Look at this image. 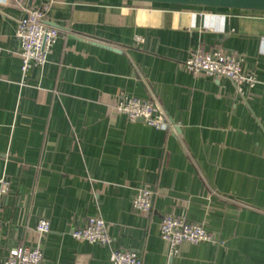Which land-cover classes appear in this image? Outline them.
I'll return each mask as SVG.
<instances>
[{"label":"crops","instance_id":"obj_1","mask_svg":"<svg viewBox=\"0 0 264 264\" xmlns=\"http://www.w3.org/2000/svg\"><path fill=\"white\" fill-rule=\"evenodd\" d=\"M43 6L60 34L22 77L15 21ZM199 49L240 55L257 84L238 94L193 74L184 62ZM151 95L170 129L113 109ZM0 179V264L25 244L40 246L42 264H111L114 249L142 264H264V11L0 0ZM138 189L154 193L149 212L131 208ZM181 212L211 240L169 258L161 218ZM97 216L110 245L71 237Z\"/></svg>","mask_w":264,"mask_h":264},{"label":"built area","instance_id":"obj_2","mask_svg":"<svg viewBox=\"0 0 264 264\" xmlns=\"http://www.w3.org/2000/svg\"><path fill=\"white\" fill-rule=\"evenodd\" d=\"M47 7H28L25 13L15 21L14 38L19 44L20 71L22 77L33 68L42 69L47 57L58 39L60 31L45 24ZM137 41H141L138 37ZM187 70L193 74L206 75L228 79L238 94L243 93V86L254 87L256 78L249 74L244 66L243 58L233 52L219 49L194 51L184 62ZM116 113L124 115L128 121H143L156 129H170L171 123L165 112L151 95L146 100L135 98H121L113 107ZM7 181L0 179V193L7 189ZM153 191L138 189L131 201V208L135 211L149 212L152 207ZM50 225L41 220L36 225V232L47 234ZM73 239L85 241L100 246L110 245L112 240L107 235L106 224L100 217H90L80 228H73L70 232ZM160 238L166 246L167 256H176L182 245H196L211 240V236L200 223L186 220L184 212L179 215H163L160 222ZM42 250L39 245H22L9 251L1 264H42ZM111 264H142L141 258L135 251L114 249L110 253Z\"/></svg>","mask_w":264,"mask_h":264},{"label":"water","instance_id":"obj_3","mask_svg":"<svg viewBox=\"0 0 264 264\" xmlns=\"http://www.w3.org/2000/svg\"><path fill=\"white\" fill-rule=\"evenodd\" d=\"M31 1L32 0H29V5ZM120 1L264 11V0H120Z\"/></svg>","mask_w":264,"mask_h":264},{"label":"trees","instance_id":"obj_4","mask_svg":"<svg viewBox=\"0 0 264 264\" xmlns=\"http://www.w3.org/2000/svg\"><path fill=\"white\" fill-rule=\"evenodd\" d=\"M165 5V4H163ZM167 5V4H166ZM179 6H183V5H179ZM194 7H200V8H209V7H202V6H194ZM209 9H222V8H209Z\"/></svg>","mask_w":264,"mask_h":264},{"label":"rangeland","instance_id":"obj_5","mask_svg":"<svg viewBox=\"0 0 264 264\" xmlns=\"http://www.w3.org/2000/svg\"><path fill=\"white\" fill-rule=\"evenodd\" d=\"M184 6V5H183Z\"/></svg>","mask_w":264,"mask_h":264}]
</instances>
